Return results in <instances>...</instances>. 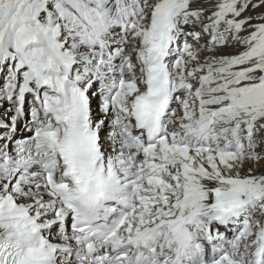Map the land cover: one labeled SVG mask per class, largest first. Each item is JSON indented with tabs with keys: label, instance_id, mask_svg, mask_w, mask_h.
I'll return each instance as SVG.
<instances>
[{
	"label": "snow or ice",
	"instance_id": "6c2138e0",
	"mask_svg": "<svg viewBox=\"0 0 264 264\" xmlns=\"http://www.w3.org/2000/svg\"><path fill=\"white\" fill-rule=\"evenodd\" d=\"M261 9L0 0V264H264Z\"/></svg>",
	"mask_w": 264,
	"mask_h": 264
},
{
	"label": "bare ground",
	"instance_id": "6f19581e",
	"mask_svg": "<svg viewBox=\"0 0 264 264\" xmlns=\"http://www.w3.org/2000/svg\"><path fill=\"white\" fill-rule=\"evenodd\" d=\"M258 11H264V9H261V10H258ZM249 14H252V13H249ZM227 51L231 52V51H234V50L233 49H227ZM2 83H3V80H2V78H0V84H2ZM10 107H11L10 103L5 102L4 108L0 109V115H2L3 112L7 111ZM19 135H23V133H18V136ZM256 174H264V162H262V165L258 168Z\"/></svg>",
	"mask_w": 264,
	"mask_h": 264
}]
</instances>
